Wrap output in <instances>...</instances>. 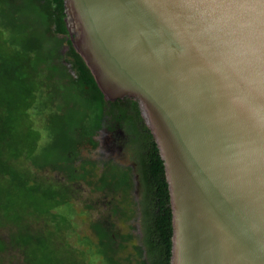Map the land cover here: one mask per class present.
Segmentation results:
<instances>
[{
  "label": "water",
  "instance_id": "1",
  "mask_svg": "<svg viewBox=\"0 0 264 264\" xmlns=\"http://www.w3.org/2000/svg\"><path fill=\"white\" fill-rule=\"evenodd\" d=\"M108 100L138 103L168 184L170 264H264V0H64Z\"/></svg>",
  "mask_w": 264,
  "mask_h": 264
},
{
  "label": "trees",
  "instance_id": "2",
  "mask_svg": "<svg viewBox=\"0 0 264 264\" xmlns=\"http://www.w3.org/2000/svg\"><path fill=\"white\" fill-rule=\"evenodd\" d=\"M65 18L64 0H0V226L9 231V241L0 235V264L9 246L28 264H82L70 247L52 242L71 228L54 210L72 204L81 183L107 199L106 213L90 223L95 240L86 238L100 264H170L169 190L156 142L136 101L105 98ZM107 123L127 132L135 170L112 160L98 170L82 155L74 165ZM39 220L54 229L33 234ZM134 220L126 233L114 229Z\"/></svg>",
  "mask_w": 264,
  "mask_h": 264
},
{
  "label": "rangeland",
  "instance_id": "3",
  "mask_svg": "<svg viewBox=\"0 0 264 264\" xmlns=\"http://www.w3.org/2000/svg\"><path fill=\"white\" fill-rule=\"evenodd\" d=\"M46 143L45 138L42 144ZM54 176V175H53ZM102 199L101 194L97 191H91L86 188L85 183L74 185L72 204H64L57 207L55 212H62L66 214L71 222V228L61 230L57 235V245H65L70 247L76 255L75 260L80 261L82 264H100V259L94 255L90 246L86 242V238L95 240V235L90 228L91 221L99 219L101 214L106 213L107 207ZM87 204L92 206L88 207ZM50 224V225H49ZM130 224L137 225L136 221L123 222L118 221L115 230L119 233H126L130 229ZM33 226L35 230H46L51 226V222L43 220L34 221ZM136 228L132 232H136ZM8 229L0 226V235H3L5 241H9ZM130 249V248H129ZM82 251L87 252L85 255ZM1 264H28L23 251L15 246H9L1 256Z\"/></svg>",
  "mask_w": 264,
  "mask_h": 264
},
{
  "label": "flooded vegetation",
  "instance_id": "4",
  "mask_svg": "<svg viewBox=\"0 0 264 264\" xmlns=\"http://www.w3.org/2000/svg\"><path fill=\"white\" fill-rule=\"evenodd\" d=\"M112 124H105L97 134L93 135V140L95 146L88 144L81 146L79 150V154L74 156V165H79L81 160L80 156H87L91 161H95L97 163L96 169L100 170V164L102 161L112 160L114 162L120 163L124 166H132L135 170L136 164L135 161L131 158L132 152L128 147L127 140L128 134L124 129L120 128H112ZM74 184V182H73ZM136 198L139 199V191L136 190ZM54 229V224L51 223L50 228ZM39 230H32L33 234H38ZM46 230H42L44 233ZM45 234V233H44ZM44 234H40L42 236ZM58 235H56L57 238ZM52 239V242L56 243ZM58 248V247H57Z\"/></svg>",
  "mask_w": 264,
  "mask_h": 264
}]
</instances>
